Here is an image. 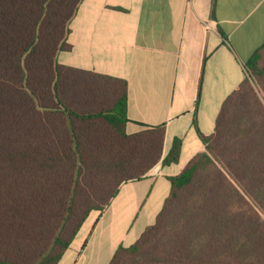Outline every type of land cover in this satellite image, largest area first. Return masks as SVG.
<instances>
[{
  "label": "trees",
  "instance_id": "obj_1",
  "mask_svg": "<svg viewBox=\"0 0 264 264\" xmlns=\"http://www.w3.org/2000/svg\"><path fill=\"white\" fill-rule=\"evenodd\" d=\"M82 0H0V264H57L92 211L160 160L165 127L128 134L124 79L60 65ZM223 102L154 222L108 264H264V64Z\"/></svg>",
  "mask_w": 264,
  "mask_h": 264
},
{
  "label": "crops",
  "instance_id": "obj_2",
  "mask_svg": "<svg viewBox=\"0 0 264 264\" xmlns=\"http://www.w3.org/2000/svg\"><path fill=\"white\" fill-rule=\"evenodd\" d=\"M60 65L124 79L126 133L164 125L162 157L181 140L178 162L161 160L122 184L86 217L57 264H108L151 225L176 176L210 135L225 99L264 64V0H82L68 23Z\"/></svg>",
  "mask_w": 264,
  "mask_h": 264
},
{
  "label": "rangeland",
  "instance_id": "obj_3",
  "mask_svg": "<svg viewBox=\"0 0 264 264\" xmlns=\"http://www.w3.org/2000/svg\"><path fill=\"white\" fill-rule=\"evenodd\" d=\"M249 83H250L253 91L257 95L258 99L260 100V102L264 106V93H263V90H262L263 89L262 85H260L258 80H256V78L253 77V76H250Z\"/></svg>",
  "mask_w": 264,
  "mask_h": 264
}]
</instances>
